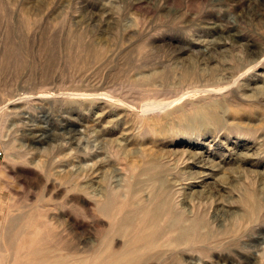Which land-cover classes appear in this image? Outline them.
Masks as SVG:
<instances>
[{
	"label": "rangeland",
	"instance_id": "374dc122",
	"mask_svg": "<svg viewBox=\"0 0 264 264\" xmlns=\"http://www.w3.org/2000/svg\"><path fill=\"white\" fill-rule=\"evenodd\" d=\"M0 111L1 226L43 227L39 264L68 237L88 264H141L162 241L164 264H187L165 248L174 189L210 222L190 255L264 264V0H0ZM10 140L24 162L6 155ZM55 170L81 171L91 205L121 184L148 211L125 237L103 215H61L45 189ZM18 172L42 181L27 187ZM124 253L137 259L117 263Z\"/></svg>",
	"mask_w": 264,
	"mask_h": 264
},
{
	"label": "bare ground",
	"instance_id": "6f19581e",
	"mask_svg": "<svg viewBox=\"0 0 264 264\" xmlns=\"http://www.w3.org/2000/svg\"><path fill=\"white\" fill-rule=\"evenodd\" d=\"M25 24L29 25V21L26 20ZM137 75L140 79H147L149 76L144 72H139ZM131 85L134 86L135 83H129V86ZM148 94V91L144 92V95ZM29 98L27 95L24 97L13 95L9 96L7 100L13 102L15 100H27ZM153 104V102L149 103L147 105L148 109L154 108L155 106ZM133 111L135 114L137 113L135 107L133 108ZM5 114L6 113L4 111H0L1 120ZM137 118L140 119L139 115ZM0 127H2L1 124ZM4 150L6 155L10 157L15 163L23 161V155L16 149L13 140L7 141L5 143ZM19 175L23 178L22 181H24L27 187L32 182L40 183L42 181V178H40L39 174L36 172H21ZM55 176L57 177V181H60L59 185L46 187V182L45 189L50 194L49 196L51 198L54 196L60 199L59 202L53 205V209L59 210L61 215L68 212L70 215L72 211L75 212V215L82 217H85L87 213L91 214V216H96L97 214L103 215L109 221L107 224L109 233L116 232L121 234L122 237H125L128 231L126 228L128 218H130V216L136 217L139 214L146 213L148 211L144 207H141L140 200L137 199L132 190L125 188V186H122L121 184H115L107 187L105 194H102V204L98 205L95 203L91 205L88 198L80 197L78 195L81 191L89 194L87 191V186H89L88 183L78 181L79 176L84 177L81 171H75L72 173L70 171L61 172L55 170ZM124 189H126V191H124ZM179 191L180 189H174L169 193L168 196L170 207L165 220L167 222L166 233L169 234L170 238H168L166 241L165 248L166 251L173 249L181 252L182 256H180L187 264H202V262L204 263V259H201L199 256H194V254L190 255V251L193 250V246L197 242L196 239L201 238L200 231L210 226V222L208 221L209 218H206V215L202 214V212L199 210L194 208L190 210H183L180 205L175 204L174 201L176 200V194ZM92 194L94 196L96 193L93 192ZM248 194L246 198L251 195L253 196V194ZM131 207L136 208L133 210ZM37 209L35 208V210ZM27 210L30 211L32 208ZM30 212H28V214ZM2 222L3 221H0V264H39L37 261V256L43 255L46 250L44 246V228L40 226L28 232L13 230L15 227L11 230H8L1 226ZM161 224H164V217ZM68 225L70 228L73 226L80 227L78 224L71 223L70 216L68 217ZM80 230L82 231L81 227ZM53 237L57 238V235L53 234ZM58 240L61 241L60 239ZM109 246L105 247V253H107V255L103 257V259H106L108 262L113 257V254H109ZM63 247L64 251L59 250L58 254L51 253V256L54 259L49 261L47 264H88V255L85 254V246H81L80 239L77 238L74 240L68 237L63 242ZM147 249L149 250L148 253H146L145 257H143L139 263L147 264L149 259H153L156 261V264H164V241L160 243L154 242L153 245H148L146 247V250ZM20 254L27 255L29 257V261L18 262L17 257ZM124 254L125 255L115 259L117 260V263H124L123 261L128 258L131 262L137 259L136 257L134 258V253L131 255L126 253ZM100 261L101 256H98L90 264H103L100 263Z\"/></svg>",
	"mask_w": 264,
	"mask_h": 264
}]
</instances>
